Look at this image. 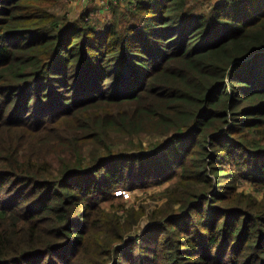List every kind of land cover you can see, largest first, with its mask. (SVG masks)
<instances>
[{"label":"trees","instance_id":"trees-1","mask_svg":"<svg viewBox=\"0 0 264 264\" xmlns=\"http://www.w3.org/2000/svg\"><path fill=\"white\" fill-rule=\"evenodd\" d=\"M58 2L0 0V264H264V0Z\"/></svg>","mask_w":264,"mask_h":264},{"label":"rangeland","instance_id":"rangeland-1","mask_svg":"<svg viewBox=\"0 0 264 264\" xmlns=\"http://www.w3.org/2000/svg\"><path fill=\"white\" fill-rule=\"evenodd\" d=\"M73 3V4H72ZM76 3H81V0H59L57 6H56V11L60 13L62 16H67L71 19H75L79 17L84 10L87 8H97V4H92L93 6H86L84 4L82 5H75ZM86 4V3H85ZM75 5V6H74ZM107 2L103 4V6L106 7ZM108 6V5H107ZM91 20V18H90ZM173 182H168L164 183L161 185H154L148 188H142V189H136L134 191H123V192H118V196H122V202L123 204H126L127 207L134 208L135 210L139 211L141 208L145 210V215L139 222L137 226L134 227L133 236H141L144 232V229L147 228L148 226V220L147 217L148 215L153 212L158 210L163 206V204L167 201L166 198L162 197L163 193L171 186ZM238 191L239 192H244L245 194H252L254 195L258 201H261L263 198L264 194V188L262 191L258 190L256 187H254L250 182H247L246 180H238ZM110 207V204L106 205Z\"/></svg>","mask_w":264,"mask_h":264},{"label":"crops","instance_id":"crops-1","mask_svg":"<svg viewBox=\"0 0 264 264\" xmlns=\"http://www.w3.org/2000/svg\"><path fill=\"white\" fill-rule=\"evenodd\" d=\"M133 0H125V1H121V0H107L108 2V6H103L102 2H98L96 3L99 7V11H100V14L101 16H105L107 14H109V12L111 11L112 7H119L121 8L122 10H124L127 6H129V4L132 2ZM82 3V2H81ZM73 4V3H72ZM82 5L80 3H76L75 5ZM93 3H86L84 5L90 7V6H93L92 5ZM74 5V6H75Z\"/></svg>","mask_w":264,"mask_h":264},{"label":"built area","instance_id":"built-area-1","mask_svg":"<svg viewBox=\"0 0 264 264\" xmlns=\"http://www.w3.org/2000/svg\"><path fill=\"white\" fill-rule=\"evenodd\" d=\"M121 1H125V0H121ZM213 1H222V0H213ZM81 2L84 3V4L85 3H94V4H96L98 2H102V4H105V2H107V0H81ZM132 3H133V1L130 4H132ZM107 5H108V2H107Z\"/></svg>","mask_w":264,"mask_h":264}]
</instances>
